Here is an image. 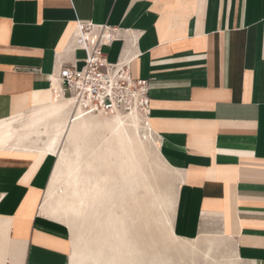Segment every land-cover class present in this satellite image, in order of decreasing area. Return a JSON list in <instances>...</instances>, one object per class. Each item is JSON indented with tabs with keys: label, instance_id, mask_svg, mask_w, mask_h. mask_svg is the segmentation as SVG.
<instances>
[{
	"label": "crops",
	"instance_id": "1",
	"mask_svg": "<svg viewBox=\"0 0 264 264\" xmlns=\"http://www.w3.org/2000/svg\"><path fill=\"white\" fill-rule=\"evenodd\" d=\"M101 31L106 59L147 83V127L179 175L173 233L216 230L264 264V0H0V264H70L44 138L20 122L68 96L59 68L80 67L77 35Z\"/></svg>",
	"mask_w": 264,
	"mask_h": 264
},
{
	"label": "rangeland",
	"instance_id": "2",
	"mask_svg": "<svg viewBox=\"0 0 264 264\" xmlns=\"http://www.w3.org/2000/svg\"><path fill=\"white\" fill-rule=\"evenodd\" d=\"M144 130L147 131L145 127L139 130L130 145L141 160V166L136 171L129 168L125 161L127 147L121 137H115L113 141L114 152L119 157L116 172L123 183L122 196L117 199V214L107 209L100 216L98 208L83 206L68 209L63 214L55 212L59 217L55 218L63 223L56 220L62 227L64 238L69 241L73 232L76 244L86 252L85 259H76L74 264H248L235 258L231 241L220 236L216 230L205 231L212 239L211 247L207 245L209 242L194 241L197 244L194 252L185 250L183 241L169 235L166 218L169 215L172 218L173 209L172 212L170 209L179 185L178 175L160 156L155 135L144 134ZM100 136H92L95 138L91 137L90 142L98 138L96 143L100 138L99 142L104 147L105 140L109 138L102 139ZM52 162L46 169L47 173L51 164L54 166L55 157ZM58 195L52 194L53 201L64 203L63 199H74L70 194L63 199ZM65 251L68 256L67 249Z\"/></svg>",
	"mask_w": 264,
	"mask_h": 264
},
{
	"label": "bare ground",
	"instance_id": "3",
	"mask_svg": "<svg viewBox=\"0 0 264 264\" xmlns=\"http://www.w3.org/2000/svg\"><path fill=\"white\" fill-rule=\"evenodd\" d=\"M46 99L47 102L36 108V112L20 122L21 130L27 127L34 128L24 135L37 132L40 137L44 138V144L39 152L46 158L40 171V177L43 180L46 178L48 165L55 157V163L47 181L44 200L50 204L49 208L54 212H62V214L68 209L81 206L98 208L100 216L107 209L117 214L119 209L117 199L119 197L120 200L122 196L123 183L120 182L121 179L118 178L116 172V162L119 157L114 152L113 141L115 137H121L123 145L127 147V149L125 147V161L129 168L136 171L141 166V160L137 158L130 145L141 128H146L147 131L144 130V134H151L146 124V115L137 99L129 110H118L112 113L88 112L91 110L78 104L74 96H67L60 100H52L50 96ZM10 127L9 121L0 120L2 133L0 144L10 137L8 135ZM94 135H101L102 139L109 138L105 140L104 147L99 142L100 138L96 143L98 138L94 139L93 143L90 142V138ZM52 194L62 196L61 199L70 194L74 196V199L72 197H70L72 201L63 199L64 203H61L57 200L53 201ZM166 223L169 235L183 241L186 244L185 250L190 252L197 250V244L194 241L196 243L199 241L209 242L207 245L212 242L207 234H199L192 239L179 238L173 233L168 217ZM70 240L71 264H74L76 259L83 261L86 252L76 244L73 232H71Z\"/></svg>",
	"mask_w": 264,
	"mask_h": 264
},
{
	"label": "built area",
	"instance_id": "4",
	"mask_svg": "<svg viewBox=\"0 0 264 264\" xmlns=\"http://www.w3.org/2000/svg\"><path fill=\"white\" fill-rule=\"evenodd\" d=\"M108 39V34L101 31L87 44L86 36L82 33L77 35V44L85 48L86 54L80 67L64 65L59 68L62 90L91 111L112 113L129 110L137 99L146 115L147 83L131 77L126 61L109 62L106 59L101 46Z\"/></svg>",
	"mask_w": 264,
	"mask_h": 264
}]
</instances>
